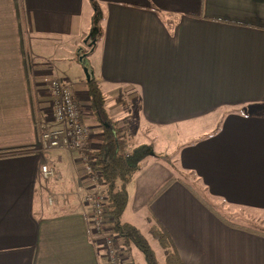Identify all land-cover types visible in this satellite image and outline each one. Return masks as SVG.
Wrapping results in <instances>:
<instances>
[{"label":"crops","instance_id":"obj_1","mask_svg":"<svg viewBox=\"0 0 264 264\" xmlns=\"http://www.w3.org/2000/svg\"><path fill=\"white\" fill-rule=\"evenodd\" d=\"M98 1L105 18L91 42L90 0H0V264H110L92 208H47L59 184L41 174V127L60 124L51 79L72 85L83 121L101 131L89 76L110 115L127 117L132 104L133 133L159 149L126 186L125 210L151 190L141 217L149 233L155 222L165 228L185 264H264V234L240 226L264 230V0ZM165 152L177 174L160 183L162 164L144 168ZM55 156L58 181L73 177L85 198L98 192L79 177V150Z\"/></svg>","mask_w":264,"mask_h":264},{"label":"trees","instance_id":"obj_2","mask_svg":"<svg viewBox=\"0 0 264 264\" xmlns=\"http://www.w3.org/2000/svg\"><path fill=\"white\" fill-rule=\"evenodd\" d=\"M90 2L94 12L87 39L92 42L101 36L102 21L105 16L98 0H90ZM86 80L89 114L101 126V131L93 136L95 145L82 149L81 152L85 155L82 161L83 164L91 167V171L87 174L92 176L96 174L99 183L105 185L106 201L102 211L103 217L110 222V234L114 238L118 254H126L127 261L121 264H136L132 256V246L143 253L147 264H161L148 237L138 226L124 219V210L129 202L126 186L140 168L141 161L154 153V147L148 143L132 145L133 130L128 117L114 119L109 115L105 103L106 96L101 91L99 83L94 76H89ZM151 216L149 220H152ZM240 226L264 234L262 229ZM149 231L164 250V264H185L173 245L171 236L161 224L153 223Z\"/></svg>","mask_w":264,"mask_h":264},{"label":"rangeland","instance_id":"obj_3","mask_svg":"<svg viewBox=\"0 0 264 264\" xmlns=\"http://www.w3.org/2000/svg\"><path fill=\"white\" fill-rule=\"evenodd\" d=\"M75 72L77 73V71L73 69L71 71V74L73 76H75L74 75ZM113 100L114 99H112V102H113ZM117 103H119V105H120L119 107L120 108H121L122 105H123V107H126V105H127V102H126V100L123 97H121L120 101L117 102ZM130 106L131 107H129V109H130L129 115L127 117H128L129 122L131 123L133 121L135 122V120H137V118H135V116H134V113L135 112H134V109L132 108V104ZM114 112L111 111V115L114 116L115 118H117V115L121 116V113L117 114L115 112V114H116L115 115ZM83 114H84V116H86V114L88 115V111L85 108H83ZM85 123L89 126V128L91 129V131L93 132V134H95V132L98 131L97 128L92 127V126H94V122L92 121V119L89 120V121H85ZM60 127H62V124L61 123L60 124L57 123L55 126H54V124L47 125L46 127H41V132L51 131V130H54V129L60 128ZM41 132H40V134H41ZM145 135H146V133H145ZM143 137L144 136H142V138H141V135H140L139 131H136V134L133 133V136L131 137L132 138V145H136L137 143H140V142H143V141L146 142L145 138H143ZM149 140L151 141L150 138H149ZM93 145H95V143H93ZM151 145L153 146L152 143H151ZM42 148H43V153L46 154V156L48 158V160L46 161V162H48V164L51 163L50 162L51 161V158L52 159L54 157L56 158V156H55L56 153H59V152L62 153L64 151H70V153H77L78 152V149L73 148L72 146H69V145H65L64 147H59V148H63V149H57V148L56 149L55 148L53 149V148H47L43 144V147ZM155 148L158 149L157 146ZM170 148H166L165 151L171 150ZM162 154L164 156L160 154V158L158 160H154V159L152 160V158H151L148 161L149 162L148 166L144 168V170L146 169L147 171H149L150 169L156 167L159 163L162 164L165 167V169H162L161 170V172H162V174H163L164 177H162V175H161V177L160 176L158 177V180H159L160 183L161 182H165L166 180H168L169 178H171L172 176H174V174H177V169H176V166H175V165H177V161L171 160L173 157H171L170 154H167V152L162 153ZM174 155H175V153L173 154V156ZM165 159L166 160L168 159V160L166 161ZM151 162L157 163L156 166L155 165H152ZM54 166L56 167L55 168V175L52 176V177H53V180H55V182H57L56 184L57 185L59 184V186H57L58 187L57 190H59V192L52 193V194H50V193H47L46 194V197H45L46 207L49 208V209H53V210L56 209V210L63 211L65 208L64 209L61 208L62 205L66 204V203L68 205L69 204H72V203H75V202H78L79 203L80 200H81L83 203H87L89 209L91 210L90 201L88 199L86 200L85 196L83 195L84 193H82L81 191L78 190V188H79L78 185L74 183V182H76V180L73 177L68 176L69 178L67 177L66 180H63V181L60 180V181H58L56 179V175H57V172H58L59 167H58L57 164L56 165L54 164ZM77 168L79 170V175H80L79 177L84 178L85 174L87 173L86 172V168H85V164L83 166L81 163H79V164H77ZM68 171H69V167H68ZM68 171H65V174H67ZM70 172H71V170H70ZM178 175H179V173H178ZM49 178H51V177H49ZM143 179L144 178H142L141 180H135L130 185V193H131V195L132 194H134V195L138 194V191L142 188ZM72 180H73V182H71ZM46 184H47V182H46ZM97 186L99 187V185H97ZM78 191H79V193H78ZM150 192H151V190H149V191H143L142 190L141 191L140 198L142 199V201L136 202L134 204L132 202L131 205L129 206V208H127V210H125L124 219L126 221L131 222V223L137 224L139 226V228L143 231V233L146 234V236L150 239V242L152 243V246L156 250V253L158 255L159 260L163 264L164 263V259H165L164 258L165 257L164 251H163V249L160 246H158L157 241H155L150 236V234H148L149 232H148L147 226L145 225V222H144L145 220L143 219V217H141V213L143 211H144V213H147V211H148L147 210V207H146V204L143 203V199H145V197H147L150 194ZM136 207H137V209H136ZM109 223L110 222L107 220L106 221V229H105V231L98 236V239H99L100 244L102 246H104L106 249H107V246H106V240H105V238L111 232V228H110V224ZM132 247H133L132 248V253H133V256H134L133 259L136 261V264H147V262H146V260L144 258L143 253L140 250H138L136 247H134V246H132ZM106 253H107V250H106ZM118 256H120V257H118L116 260H119V263L120 264L127 261L126 254H122V255H119L118 254ZM106 259L111 264V260L109 259V256L108 255L106 256Z\"/></svg>","mask_w":264,"mask_h":264},{"label":"built area","instance_id":"obj_4","mask_svg":"<svg viewBox=\"0 0 264 264\" xmlns=\"http://www.w3.org/2000/svg\"><path fill=\"white\" fill-rule=\"evenodd\" d=\"M48 95L52 99V117L62 124V127L51 131L41 132V143L47 148H59L65 145L72 146L79 151L93 145V134L89 126L82 119V109L77 102L72 85L64 81L63 78L55 77L51 79L48 85ZM82 159L85 155L82 154ZM86 172L91 171L90 165H85ZM41 174L45 179L55 175V168L47 162L41 166ZM88 175V174H87ZM90 180L99 185L96 194H88V199L92 208V224L97 233L101 234L106 229V219L103 217L106 195L104 192L105 185L99 184L96 174L88 175ZM107 255L111 264H120L116 260L118 251L114 245V238L109 234L106 238Z\"/></svg>","mask_w":264,"mask_h":264},{"label":"water","instance_id":"obj_5","mask_svg":"<svg viewBox=\"0 0 264 264\" xmlns=\"http://www.w3.org/2000/svg\"><path fill=\"white\" fill-rule=\"evenodd\" d=\"M87 71V70H86ZM87 76H89V73L87 72Z\"/></svg>","mask_w":264,"mask_h":264},{"label":"bare ground","instance_id":"obj_6","mask_svg":"<svg viewBox=\"0 0 264 264\" xmlns=\"http://www.w3.org/2000/svg\"><path fill=\"white\" fill-rule=\"evenodd\" d=\"M82 150H80V152H81ZM82 153V152H81ZM83 154V153H82ZM86 165V164H85Z\"/></svg>","mask_w":264,"mask_h":264}]
</instances>
